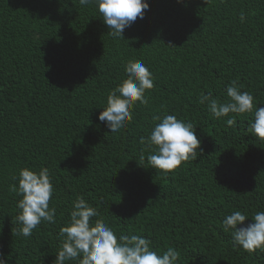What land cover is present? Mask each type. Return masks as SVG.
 I'll use <instances>...</instances> for the list:
<instances>
[{
  "label": "trees",
  "instance_id": "1",
  "mask_svg": "<svg viewBox=\"0 0 264 264\" xmlns=\"http://www.w3.org/2000/svg\"><path fill=\"white\" fill-rule=\"evenodd\" d=\"M108 31L95 3L0 0V254L54 264L60 228L83 197L117 236L143 235L161 254L174 247L177 264H264V251L234 245L222 225L234 211L245 224L264 211V140L247 131L253 114L217 119L199 103L201 93L225 102L235 82L264 107V0H151L124 39ZM129 60L149 68L154 88L112 133L98 116ZM169 114L196 126L203 151L164 173L147 144L154 117ZM44 167L56 223L24 237L11 186L20 169Z\"/></svg>",
  "mask_w": 264,
  "mask_h": 264
},
{
  "label": "clouds",
  "instance_id": "2",
  "mask_svg": "<svg viewBox=\"0 0 264 264\" xmlns=\"http://www.w3.org/2000/svg\"><path fill=\"white\" fill-rule=\"evenodd\" d=\"M183 2V0H178ZM80 5L95 3L102 15V21L113 37L124 39L123 32L139 17L145 18L151 0H79ZM241 21L244 17L241 16ZM127 79L111 90L107 97V106L102 108L98 119L110 132H118L132 120V110L137 104H147V90L154 88V78L149 68L140 60H129L125 65ZM225 102L214 98L211 93H201L200 104H207L210 112L217 118L229 114H253L247 131L256 139L264 140V107L254 105V96L242 92L233 82L227 87ZM159 121L148 136L147 156L153 169L168 173L182 163L196 160L202 153L201 142L196 135V126L175 115L154 117ZM229 118L227 125L236 124ZM141 143L144 138L141 137ZM141 159H144L142 156ZM18 184L11 186V191L22 199L17 207L21 210L16 217L22 224L18 234L24 237L32 235L42 222L56 223V209L49 206L53 197L54 186L48 168L33 171L22 168ZM94 217H98L93 221ZM249 216L237 210L222 221L224 232H230L233 244L249 253L264 251V211H257L251 217L252 223L245 224ZM62 245L54 264L78 260L79 264H177L180 253L169 246L162 254L152 249V241L143 235L128 233L117 234L83 197L73 201L69 222L60 228ZM0 264H7V259L0 254Z\"/></svg>",
  "mask_w": 264,
  "mask_h": 264
}]
</instances>
